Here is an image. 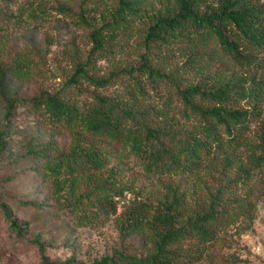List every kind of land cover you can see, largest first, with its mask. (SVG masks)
Segmentation results:
<instances>
[{
    "label": "trees",
    "instance_id": "1",
    "mask_svg": "<svg viewBox=\"0 0 264 264\" xmlns=\"http://www.w3.org/2000/svg\"><path fill=\"white\" fill-rule=\"evenodd\" d=\"M41 2L26 1L30 15ZM99 7L102 23L91 30L87 57L75 63L66 84H111L116 71L94 76L87 65L119 32L131 36L139 21L143 49L137 64L125 68L129 82L114 94L97 91L79 103L59 91L20 99L73 137L67 150L46 155L38 172L75 223L116 214L121 235L146 234L145 253L117 249L87 264H197L202 245L221 241L239 219L251 221L254 203L237 188L258 176L264 197V0H93L87 9ZM85 9L78 17L89 24ZM26 59L20 52L0 65L1 79L8 71L27 74ZM3 97L8 111L19 99ZM254 121L258 127L251 129ZM115 140L144 171L171 177L159 196L136 193L119 212L125 187L106 151ZM177 175L189 185L175 181ZM0 209L22 234L27 221L19 222L4 200ZM34 241L43 264H73L50 260Z\"/></svg>",
    "mask_w": 264,
    "mask_h": 264
},
{
    "label": "rangeland",
    "instance_id": "2",
    "mask_svg": "<svg viewBox=\"0 0 264 264\" xmlns=\"http://www.w3.org/2000/svg\"><path fill=\"white\" fill-rule=\"evenodd\" d=\"M26 1L31 0H0V65L7 67L16 53L23 52L27 56L25 69L29 70L19 76L9 71L2 79L0 76V201L8 203L19 222L27 221L18 235L0 209V264H43L35 239L43 243L50 260L73 259V264H87L117 249L143 254L149 244L146 234L121 235L116 214L105 218L98 215L78 224L62 199L51 195L50 182L38 172L41 160L67 150L73 137L67 129L48 123L46 115L41 118L34 114L20 100L42 91H59L71 99L76 97L79 103L88 101L97 91L114 94L121 90L130 80L125 68L137 64V55L143 49L139 43L143 21L135 24L131 36L119 32L112 46L92 57V63L87 65L94 76H108L116 71L118 77L111 84L95 88L82 79L75 87L66 84V80L75 63L87 57L92 44L90 32L102 23L100 7L88 10L93 0H42L38 10L30 15ZM82 8H86L89 24L78 17ZM149 94V99L155 101V92ZM4 95L19 98L9 111ZM257 127L258 123L252 122L251 129ZM121 148L118 140L106 147L112 157L109 165L118 164L119 182L125 187L122 196L116 197L118 212L136 193H140L138 197L159 196L162 182L171 179L170 175L144 171L139 159L124 155ZM172 178L182 186L189 185L183 177ZM257 178L253 179L256 182L251 180L237 188L240 195L254 203L251 221L244 223L239 219L222 232L221 241L202 245L197 264H264V197Z\"/></svg>",
    "mask_w": 264,
    "mask_h": 264
}]
</instances>
